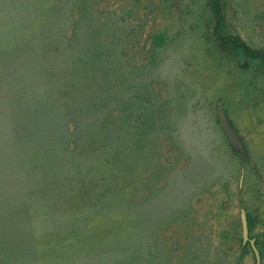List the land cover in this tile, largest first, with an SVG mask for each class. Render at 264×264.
Wrapping results in <instances>:
<instances>
[{
  "label": "rangeland",
  "instance_id": "374dc122",
  "mask_svg": "<svg viewBox=\"0 0 264 264\" xmlns=\"http://www.w3.org/2000/svg\"><path fill=\"white\" fill-rule=\"evenodd\" d=\"M221 2L264 50V0ZM213 24L207 0H0V264H264V67Z\"/></svg>",
  "mask_w": 264,
  "mask_h": 264
},
{
  "label": "trees",
  "instance_id": "16d2710c",
  "mask_svg": "<svg viewBox=\"0 0 264 264\" xmlns=\"http://www.w3.org/2000/svg\"><path fill=\"white\" fill-rule=\"evenodd\" d=\"M207 7L211 12L214 21L212 34L215 42L237 50L246 57L259 60L264 67V50L251 47L239 35L224 33L223 26L225 13L221 0H207Z\"/></svg>",
  "mask_w": 264,
  "mask_h": 264
},
{
  "label": "water",
  "instance_id": "95a60500",
  "mask_svg": "<svg viewBox=\"0 0 264 264\" xmlns=\"http://www.w3.org/2000/svg\"><path fill=\"white\" fill-rule=\"evenodd\" d=\"M231 137H232L233 141L235 143H237L236 140H235V138H234V136L232 134H231ZM242 232H243L244 239H247V221H246V218H245L244 215H242ZM251 243L253 244L252 241H251ZM254 250H255V253H256V256H257V259H258V252H257V250H256L255 247H254Z\"/></svg>",
  "mask_w": 264,
  "mask_h": 264
}]
</instances>
